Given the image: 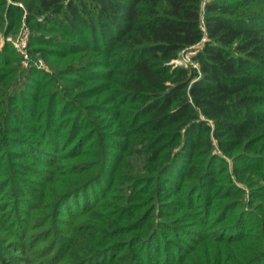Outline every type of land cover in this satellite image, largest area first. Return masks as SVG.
<instances>
[{
  "label": "trees",
  "instance_id": "1",
  "mask_svg": "<svg viewBox=\"0 0 264 264\" xmlns=\"http://www.w3.org/2000/svg\"><path fill=\"white\" fill-rule=\"evenodd\" d=\"M261 1L0 0V25L8 24V30L26 12L35 43L49 44L58 54H98L60 72L65 91L57 92L55 102L53 91L40 94L48 83L34 75L41 74L39 68L28 74L32 81L18 87L12 83L17 68L9 66V57L0 59V107L2 102L9 105L0 115L1 127L12 131L16 124L20 132L22 123L31 132L25 115L47 113L51 118L58 104L63 117L72 113V127L74 120L79 123L75 132L62 136L46 132L51 145L60 137L75 140L82 158L76 160L79 175L55 190V202L41 205L46 217L66 214L65 203L78 193L86 210L100 214L99 223H92L95 238L74 247L76 232L61 237L63 247L70 244L72 264H94L125 244L143 251L145 237L157 240L161 228L177 230L179 248L189 238L212 248L198 252L202 261L196 264H257L264 259V234L250 240L253 245L244 256L239 250L225 253L249 236L243 230L252 228L254 218L261 217L264 232V7L253 8ZM41 30L62 32L65 38L40 35ZM187 48L196 49L197 65L175 63ZM26 98L33 103L27 105ZM87 127L91 134L79 132ZM6 137L2 134V141ZM11 138L28 147L36 141ZM123 186L122 192L117 190ZM109 189L115 193L105 195ZM171 193L187 198L177 212L189 208L197 194L203 202L194 213L201 215L199 229L182 228L192 218V213L185 218L186 211L184 217L172 216L170 223L157 221L160 229L150 220L151 212L147 219L142 214L157 197L165 200ZM111 196L120 199L114 203ZM46 206L51 214L46 215ZM231 210L236 215L229 218ZM211 213L215 221L209 219ZM145 222L146 236L114 238ZM234 223L238 227H231ZM190 231L195 237H189ZM198 247L190 245L179 262L191 260ZM138 255L131 253L134 260L126 264H143ZM122 259L113 262L122 264Z\"/></svg>",
  "mask_w": 264,
  "mask_h": 264
},
{
  "label": "rangeland",
  "instance_id": "2",
  "mask_svg": "<svg viewBox=\"0 0 264 264\" xmlns=\"http://www.w3.org/2000/svg\"><path fill=\"white\" fill-rule=\"evenodd\" d=\"M206 1L209 0H203V3L205 4ZM260 3L264 4V0ZM260 3L254 5L253 8L263 9L264 6ZM19 4L21 5L22 3ZM8 27V24L0 25V59H7V57H9V60L11 59L9 66L17 68L16 74L12 78L13 85H18V87H20L21 84L24 85L27 82L28 78L29 81H32V78H30L28 74L34 68H39L38 70H41L42 75L40 74V76L36 73H34V75L44 79V81L48 83L45 84V86L43 85L44 87L40 94L46 92V95H50L53 91L54 102L59 100L55 97L57 92L65 91V80L61 77L60 72L69 66L80 65L86 62L87 58L95 59L98 55L91 50L58 54L56 51L52 50V46L49 44L35 43L32 41V33L34 30L27 20L26 12H24L22 19L19 20L11 30H8ZM37 33L40 35L65 38L62 32H46L41 30ZM24 39L27 41V45L22 47L21 43ZM42 48H45V50H41ZM25 53L28 54V57H26ZM195 53V48L184 49L179 55V60L184 61L186 65H190L196 62L194 59ZM59 94L61 95V93ZM3 98H5V96ZM26 99L27 105L33 103L32 100ZM43 99L44 98L41 100L43 101L42 105H45ZM8 106L7 103L2 102L0 115H5V110L8 109ZM56 107L57 115L54 114L51 118L47 113H39L36 118L25 115V119L28 120L27 124L33 129L31 132L29 129H26L28 127H25L22 123L20 124V132L16 130V124L11 125L10 129L12 131H9V128L1 127L2 122H0V264H72L71 262L73 260L69 255L70 244L63 247L64 240H61V237L63 235L68 236L70 231V234L76 232L77 242H72V245L77 247L82 239H88L89 241V239L95 238L97 235V229L92 223L98 224L101 216L97 213H90V211L86 210L87 207L84 208L82 205L83 202H81L83 200V194L77 193L71 199L67 200L66 203L69 204L67 207L65 203L64 211H66V214H54L52 215L53 217L50 215L46 217L44 216V211L41 210V205L44 203V200L47 202L46 205L55 202V190L57 188L62 189L63 183L66 182L70 176L79 175L76 172V169L79 167L77 161L82 158L81 155L77 154L78 145L75 140L68 142V140H64L60 137L51 145L52 141H50L51 139L47 136V131L56 130L55 132H57L59 136H62L70 129L71 132H75L73 128L79 126V123L75 120L73 127L71 126L72 113L67 112L63 117L65 111L61 113V105L58 104ZM29 118L31 119L29 120ZM51 124H53V126H51ZM5 128L6 130H4ZM78 129H81L79 132L86 131L88 134L92 133V130L88 127L85 130H82L83 128ZM2 134L7 136L5 141H2ZM20 136L24 137L25 140L28 139L30 143L32 139H36V141H34L32 145H29L31 147H28L25 141H18L11 138ZM9 138H11V144H9ZM84 148L85 146L82 147V149ZM118 184L120 183L117 181L115 185L119 187ZM123 188L124 186L117 190L122 192L124 190ZM127 189L129 191L131 188ZM191 191H193V189ZM246 191L245 200L246 203H249L250 189L247 188ZM41 192H43L44 195ZM114 193L115 191L113 192L109 189L105 192V195L110 196ZM118 193L119 192H117V194ZM196 196L197 194H195V200L190 204L191 206L189 208H181L182 212H177V209L182 206L181 203H185L186 197L181 198L178 194L172 193L168 194L165 200L157 197L156 199L159 200H156L155 204L148 205L145 209L142 208V214H147V216H145L147 219L151 212L152 218L150 220L155 221V223L158 224L157 227L160 229V223L157 221L165 220V223H170L172 216L180 215L186 211L187 214L184 213L183 217L186 214L185 218H187L190 216L189 213H192V218L187 221L182 228L190 227L191 229H199L201 215L197 217L198 212L196 209L200 210L201 207H203V202ZM111 197H114L111 200L114 201V203H117V199H120L118 196ZM178 199H180L181 202L173 201ZM106 209V207L103 209L104 213L101 212L104 218L106 214L105 211H107ZM195 211L197 214H194ZM235 211L231 210L228 217L235 216ZM45 213L46 215H48V213L51 214L50 207L45 209ZM202 214L205 219L204 213ZM213 218L214 221L217 218L215 213H211L209 216V219ZM260 221L261 217L254 218V220L250 222V224L253 225L252 228L249 231L246 229L243 230V234L248 232L249 236L243 238L242 241L238 242L233 248L226 247L225 253L228 254L233 250H239L244 256L253 245L250 240L258 237L259 234H264L259 224ZM231 227H238V223H234ZM147 229V222H145L140 224V228L137 230L132 232L122 231V233L117 234L114 238L129 241L131 234L134 236H146L144 232H146ZM240 232L241 231L238 233ZM159 233L161 236L157 240H151V242L149 239L150 237H145L144 241L147 240L148 245L143 251L140 250V255H138L140 251L138 252L135 250V244H125L127 246L119 251L110 249V253L103 256V258L97 262L95 261L94 264H114L115 262L113 261H118V259L122 257V264H126L127 262L131 263L132 260L136 258L135 255H138V259L142 261L143 264H182L184 261L188 264H196L198 261H202L200 260L201 258H199L200 254L196 257L198 252L206 253L212 250V248L208 249L207 245L206 247L199 246V242L193 238H189L191 242L179 248L178 245L180 242H177L178 239L176 237L177 230L174 229L161 228ZM190 233L191 231L189 232V237L195 234V232H192V234ZM181 237L187 238L186 236ZM165 238L167 241H164ZM133 241H136V238ZM190 245L191 247L199 246L197 250L194 251L195 256L191 260L187 258L186 260H188V262L186 260L179 262L183 254L190 249ZM131 253L134 255L132 260L130 258ZM93 260H90V262ZM257 264H264V259Z\"/></svg>",
  "mask_w": 264,
  "mask_h": 264
},
{
  "label": "built area",
  "instance_id": "3",
  "mask_svg": "<svg viewBox=\"0 0 264 264\" xmlns=\"http://www.w3.org/2000/svg\"><path fill=\"white\" fill-rule=\"evenodd\" d=\"M21 45H22V47H25V46L27 45V41L24 39V40L22 41ZM20 47H21V46H20ZM25 55H26V57H28V54H27V53H25ZM175 63H176V64H185V62L182 61V60H179V58L175 59ZM192 64L197 65V62H194V63H192Z\"/></svg>",
  "mask_w": 264,
  "mask_h": 264
}]
</instances>
